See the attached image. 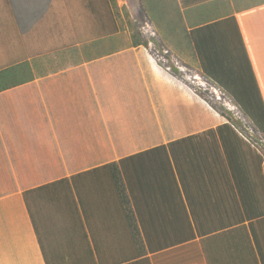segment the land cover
<instances>
[{
    "label": "crops",
    "instance_id": "crops-1",
    "mask_svg": "<svg viewBox=\"0 0 264 264\" xmlns=\"http://www.w3.org/2000/svg\"><path fill=\"white\" fill-rule=\"evenodd\" d=\"M214 1L181 8L184 22L188 25L187 20L197 16L202 19L233 14L264 102V4L260 5L264 0ZM8 2L13 10L11 19L18 22L19 30L8 36L7 59H26L34 80L0 93V153L7 154L3 159L0 156V264H45L23 192L193 135L174 128L167 130L166 135H144L143 130L139 131L138 141H133L128 137L132 131L119 129L112 138L107 127L104 129L110 124L113 111H123L121 102H130L134 115L144 107L154 110L155 115L159 109L171 116L170 106L177 107L180 101L183 107L188 106L191 94L186 92L177 71H165L147 46L124 47L113 43L116 37L105 38L106 0ZM241 2L245 3L240 5ZM255 3L258 6L252 7ZM101 36L103 40L95 42ZM191 79L229 110L240 114L214 87L198 76ZM257 194L261 205L255 206L252 213L264 210V189ZM212 196L217 197L211 193L209 200ZM190 200L203 213L212 206L217 208L216 203L208 202L207 191L197 192L194 188ZM91 204L86 219L71 209L70 214L52 211L41 222L49 223L44 225L43 237L52 264H141L142 258L148 259L147 264H207L201 242L212 239L213 234L164 246L175 240L170 207H166L169 214L165 220L142 217L153 223L150 241L159 248L139 256L142 247L137 240L144 239V234H136L133 225L139 227V223L132 222L130 215L118 206ZM159 208L162 207L155 210H164ZM80 223H89L90 229L84 232ZM199 223L225 221L215 217ZM246 223H264V215ZM230 229L234 228L217 233ZM213 242L221 246L219 255L223 256V245H233L238 237L226 234ZM193 250L196 260L191 258Z\"/></svg>",
    "mask_w": 264,
    "mask_h": 264
},
{
    "label": "trees",
    "instance_id": "trees-1",
    "mask_svg": "<svg viewBox=\"0 0 264 264\" xmlns=\"http://www.w3.org/2000/svg\"><path fill=\"white\" fill-rule=\"evenodd\" d=\"M106 1L105 38L114 39L119 34L115 1L110 0V12L109 0ZM208 1L211 0H139L162 46L183 62L188 57L200 75L223 92L264 139V102L236 18L233 14L202 19L197 16L192 21L188 19V25L184 22L181 8ZM11 12L8 0H0V93L34 80L26 59L8 61V36L19 30ZM133 32L130 47L147 46ZM102 38H96L95 42ZM194 188L197 192L207 191L208 202L213 201L217 208L212 206L207 213L198 209L190 200ZM259 189H264V155L228 121L202 133L26 190L22 199L45 264H52L43 237L44 225L49 223L41 222L53 212L70 214L71 209L86 219L91 203L118 206L130 215L132 222L139 223V227L133 223L134 232L144 234V239L137 240L142 247L139 256L159 248L150 241L153 223L142 217L165 220L169 214L166 207H170L175 240L164 246L213 234L212 239L201 242L207 264H264V223H246L264 215V210L252 213L255 206L261 205ZM211 193L217 197L209 200ZM156 207L164 210L158 212ZM215 217H221L225 223H199L204 218L212 221ZM205 225L209 226L202 231L200 227ZM80 228L85 232L90 225L80 223ZM226 228L234 229L217 233ZM226 234L235 235L238 242L223 245L220 256L221 246L213 241ZM191 253L192 260H196V252ZM139 263L147 264L148 259L142 258Z\"/></svg>",
    "mask_w": 264,
    "mask_h": 264
},
{
    "label": "rangeland",
    "instance_id": "rangeland-1",
    "mask_svg": "<svg viewBox=\"0 0 264 264\" xmlns=\"http://www.w3.org/2000/svg\"><path fill=\"white\" fill-rule=\"evenodd\" d=\"M114 1V10L115 13H117L116 19L119 26V34L116 36V39L113 40V43L116 45H124V47H130L134 30L140 35V38L147 43V47L151 44L158 50L162 46L160 38L155 32L153 24L147 15L140 9L138 4L134 2L127 8L126 0ZM245 2H241L240 5H243ZM124 8L127 11L128 16L125 15ZM150 52L154 57L155 51ZM179 61L189 69H184L185 72L179 73L178 69L173 66L172 68L174 70L176 69L177 75L179 76L182 85L185 87L186 92H190L191 104L188 106L185 105L184 108L183 102L180 101L181 103H179L177 107L170 106L169 110L171 111V116H165L166 112L163 114L161 113L162 110L157 109V115H155L154 110L148 108L145 109L144 107V110H141L138 114L134 115L131 113L132 104L127 101L125 104L121 102L120 106L123 111H113L114 113L111 115L112 118L110 124L104 127L105 130L107 127L108 133L112 135V138L119 133V129L125 130V132L132 131L133 134H129L128 137L130 140L133 139V141L137 140L136 138L141 134L139 131L142 132L143 130H145L144 135H149L150 132L151 135H153L152 132H155V134L166 135L168 133L167 130L171 128H174L181 133L196 134L206 129L215 128L216 126L229 121L243 138L249 140L252 146L264 155V139L253 129L249 121L243 116L232 101L223 92L218 90V88L203 78L198 72L196 65L188 57L185 59V62L181 60ZM169 62H172V59L169 58ZM193 76H198L200 80L211 85L224 95L238 109L240 114H235V112L229 110L224 103L215 99L208 89L199 86L197 81L191 79ZM41 89H43V85L41 86ZM113 110L115 109L113 108ZM172 125H175V127ZM6 155L7 154L1 152V159Z\"/></svg>",
    "mask_w": 264,
    "mask_h": 264
},
{
    "label": "built area",
    "instance_id": "built-area-1",
    "mask_svg": "<svg viewBox=\"0 0 264 264\" xmlns=\"http://www.w3.org/2000/svg\"><path fill=\"white\" fill-rule=\"evenodd\" d=\"M150 51H155V59L164 67L165 71L171 72L172 66L178 69L179 73L185 72L184 69H189L186 65L180 63L175 59L167 49L160 47L158 50L154 45H149ZM169 58L172 59V62H169Z\"/></svg>",
    "mask_w": 264,
    "mask_h": 264
},
{
    "label": "water",
    "instance_id": "water-1",
    "mask_svg": "<svg viewBox=\"0 0 264 264\" xmlns=\"http://www.w3.org/2000/svg\"><path fill=\"white\" fill-rule=\"evenodd\" d=\"M134 2H136V4H138V6L140 7V2H139V0H126V6H127V8L130 7V5H131L132 3H134ZM140 9H141V7H140ZM218 90H219V89H218Z\"/></svg>",
    "mask_w": 264,
    "mask_h": 264
}]
</instances>
